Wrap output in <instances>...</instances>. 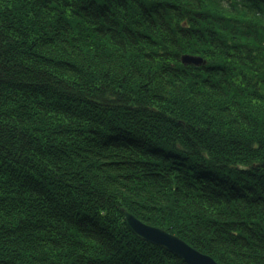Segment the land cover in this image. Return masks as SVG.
Masks as SVG:
<instances>
[{
    "label": "trees",
    "instance_id": "trees-1",
    "mask_svg": "<svg viewBox=\"0 0 264 264\" xmlns=\"http://www.w3.org/2000/svg\"><path fill=\"white\" fill-rule=\"evenodd\" d=\"M126 212L264 264V0H0V264H188Z\"/></svg>",
    "mask_w": 264,
    "mask_h": 264
},
{
    "label": "water",
    "instance_id": "water-1",
    "mask_svg": "<svg viewBox=\"0 0 264 264\" xmlns=\"http://www.w3.org/2000/svg\"><path fill=\"white\" fill-rule=\"evenodd\" d=\"M199 59L196 56H184L185 61L198 62ZM126 221L140 237L166 247L181 256L188 264H221L211 255L193 247L178 235L146 223L131 212H126Z\"/></svg>",
    "mask_w": 264,
    "mask_h": 264
}]
</instances>
